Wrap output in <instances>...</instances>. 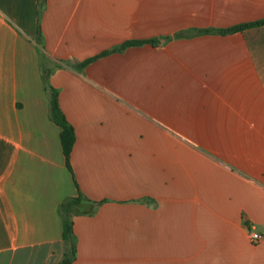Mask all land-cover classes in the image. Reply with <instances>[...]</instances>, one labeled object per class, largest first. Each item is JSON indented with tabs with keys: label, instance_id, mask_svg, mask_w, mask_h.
<instances>
[{
	"label": "crops",
	"instance_id": "0c3cea01",
	"mask_svg": "<svg viewBox=\"0 0 264 264\" xmlns=\"http://www.w3.org/2000/svg\"><path fill=\"white\" fill-rule=\"evenodd\" d=\"M263 19L264 0H0V264H60L79 196L73 264H264V26L214 33Z\"/></svg>",
	"mask_w": 264,
	"mask_h": 264
},
{
	"label": "trees",
	"instance_id": "16d2710c",
	"mask_svg": "<svg viewBox=\"0 0 264 264\" xmlns=\"http://www.w3.org/2000/svg\"><path fill=\"white\" fill-rule=\"evenodd\" d=\"M262 26H264V19L253 22V23L242 24V25L229 28L226 30H218V31H215L214 33H217L220 35L233 34V33L243 32L247 29L257 28V27H262ZM199 33H212V32L199 31ZM185 36H188V34H185V33L178 34L176 38H181ZM144 44H150V45L155 46L159 44V42L156 40L129 41V42H126L117 51H124L127 48L138 47ZM110 53L111 52H105L98 56L90 58L86 60L85 62H83L82 64H79L78 67L85 68L86 66L93 63L94 61L102 57H105L109 55ZM46 91L50 99V118L61 129L60 138H61V144L63 147L65 159H66V165L69 169H71L70 158H71V153H72L74 144L76 142V134H75L74 128L68 122L66 116L61 110V107L59 104V91L50 85L48 78H46ZM83 200L85 199L82 196H79L77 198H72V199L67 200L61 206V213H62L63 220H64V241L66 243V252L60 264H73V261L76 258V242H75L74 232H73V217L77 214L76 207H78Z\"/></svg>",
	"mask_w": 264,
	"mask_h": 264
},
{
	"label": "built area",
	"instance_id": "2783aa9c",
	"mask_svg": "<svg viewBox=\"0 0 264 264\" xmlns=\"http://www.w3.org/2000/svg\"><path fill=\"white\" fill-rule=\"evenodd\" d=\"M249 236H250L251 242L254 244H258L263 240V236L255 232H251Z\"/></svg>",
	"mask_w": 264,
	"mask_h": 264
}]
</instances>
